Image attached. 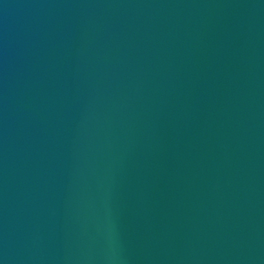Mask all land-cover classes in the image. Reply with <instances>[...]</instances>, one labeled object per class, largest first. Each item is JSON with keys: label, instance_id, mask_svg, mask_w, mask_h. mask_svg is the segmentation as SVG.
I'll return each instance as SVG.
<instances>
[{"label": "water", "instance_id": "obj_1", "mask_svg": "<svg viewBox=\"0 0 264 264\" xmlns=\"http://www.w3.org/2000/svg\"><path fill=\"white\" fill-rule=\"evenodd\" d=\"M0 264H264V0H0Z\"/></svg>", "mask_w": 264, "mask_h": 264}]
</instances>
